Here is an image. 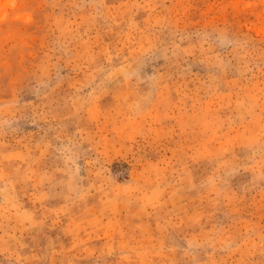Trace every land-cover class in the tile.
Segmentation results:
<instances>
[{
  "label": "rangeland",
  "instance_id": "374dc122",
  "mask_svg": "<svg viewBox=\"0 0 264 264\" xmlns=\"http://www.w3.org/2000/svg\"><path fill=\"white\" fill-rule=\"evenodd\" d=\"M0 264H264V0H0Z\"/></svg>",
  "mask_w": 264,
  "mask_h": 264
}]
</instances>
